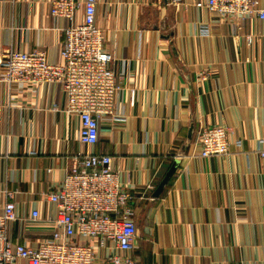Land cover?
<instances>
[{"label":"crops","instance_id":"1","mask_svg":"<svg viewBox=\"0 0 264 264\" xmlns=\"http://www.w3.org/2000/svg\"><path fill=\"white\" fill-rule=\"evenodd\" d=\"M51 1L0 0V61L9 49L60 60L67 22L50 14ZM182 1L98 0L120 90L93 150L113 156L137 192V264H264V20L225 22L199 0ZM65 104L61 85L0 81V209L8 188L21 212L52 211L41 192L61 183L82 147ZM214 124L230 127L229 152L202 157L198 131ZM26 230L25 242L51 232Z\"/></svg>","mask_w":264,"mask_h":264},{"label":"built area","instance_id":"2","mask_svg":"<svg viewBox=\"0 0 264 264\" xmlns=\"http://www.w3.org/2000/svg\"><path fill=\"white\" fill-rule=\"evenodd\" d=\"M182 2L172 0L176 7ZM195 5L234 24L254 17L264 20L260 0H199ZM97 6L98 0L51 1L50 14L67 22L62 29L64 39L58 62H50L41 49H9L0 61V81L10 88L62 86L66 97L63 111L78 118L82 145L72 154L71 165L61 183L41 192L40 200L51 205L52 211L33 207L29 214L21 212L15 200L16 191L3 189L0 264H17L18 260L26 264H137L132 255L138 231L132 202L137 192L124 187L114 168L113 156L93 150L99 139V121L105 116H115L116 95L120 90L110 64L113 54L105 48L104 33L97 24ZM82 7L84 16L79 21ZM229 135L227 125L202 126L197 138L200 156L227 154ZM235 143L242 146L241 140ZM257 154L264 160L262 145ZM14 225L19 226L15 234ZM27 225L49 227L50 235L36 242H25Z\"/></svg>","mask_w":264,"mask_h":264}]
</instances>
